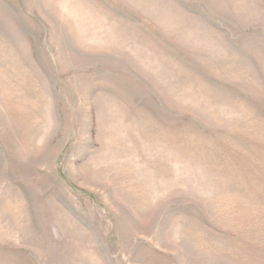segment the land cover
Segmentation results:
<instances>
[{"label":"rangeland","instance_id":"rangeland-1","mask_svg":"<svg viewBox=\"0 0 264 264\" xmlns=\"http://www.w3.org/2000/svg\"><path fill=\"white\" fill-rule=\"evenodd\" d=\"M0 264H264V0H0Z\"/></svg>","mask_w":264,"mask_h":264}]
</instances>
